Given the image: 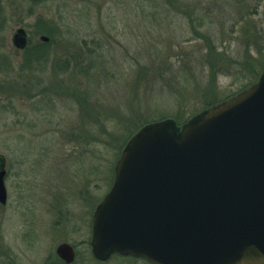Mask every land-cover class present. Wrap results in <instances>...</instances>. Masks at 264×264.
Segmentation results:
<instances>
[{
    "label": "rangeland",
    "instance_id": "rangeland-1",
    "mask_svg": "<svg viewBox=\"0 0 264 264\" xmlns=\"http://www.w3.org/2000/svg\"><path fill=\"white\" fill-rule=\"evenodd\" d=\"M263 69L264 0H0V264H57L61 242L99 264L91 212L126 142L180 129Z\"/></svg>",
    "mask_w": 264,
    "mask_h": 264
},
{
    "label": "water",
    "instance_id": "water-1",
    "mask_svg": "<svg viewBox=\"0 0 264 264\" xmlns=\"http://www.w3.org/2000/svg\"><path fill=\"white\" fill-rule=\"evenodd\" d=\"M12 42L27 46L23 28ZM257 79L180 129L160 120L132 135L92 215L96 259L116 253L152 264H264V69ZM4 173L0 156L2 205ZM56 253L72 261L68 243Z\"/></svg>",
    "mask_w": 264,
    "mask_h": 264
},
{
    "label": "flooded vegetation",
    "instance_id": "flooded-vegetation-1",
    "mask_svg": "<svg viewBox=\"0 0 264 264\" xmlns=\"http://www.w3.org/2000/svg\"><path fill=\"white\" fill-rule=\"evenodd\" d=\"M18 28H23V27H17V29ZM16 29V30H17ZM24 29V28H23ZM25 30V29H24ZM25 32H26V30H25ZM26 36H27V34H26ZM28 38V37H27ZM93 212H94V210L91 212V217H90V238H89V241H88V245H89V248H88V254L90 255L89 256V260H92V258H95L94 256H93V254H92V246H91V221H92V215H93ZM61 243H68V242H61ZM60 244V243H59ZM70 246H71V248H72V252H73V258H72V261L71 262H66L62 257H60L57 253H56V248H55V253H56V256H57V259H58V261H57V264H77V263H75V261H76V258H77V248L74 246V245H71L70 243H68ZM87 251V250H86ZM112 255H118V254H112ZM111 255V256H112ZM110 256V257H111ZM121 257H124V258H132V259H137V260H143V261H145V262H147L148 264H152V263H150V262H148V261H146L145 259H143V258H140V257H133V256H124V255H120ZM109 257V258H110ZM108 258V259H109ZM97 260V259H96ZM100 263L99 264H105L103 261H100V260H98ZM79 264H87L86 262L85 263H79Z\"/></svg>",
    "mask_w": 264,
    "mask_h": 264
},
{
    "label": "trees",
    "instance_id": "trees-1",
    "mask_svg": "<svg viewBox=\"0 0 264 264\" xmlns=\"http://www.w3.org/2000/svg\"><path fill=\"white\" fill-rule=\"evenodd\" d=\"M217 102H211V103H208L206 106L208 107V106H211V105H213V104H216Z\"/></svg>",
    "mask_w": 264,
    "mask_h": 264
}]
</instances>
